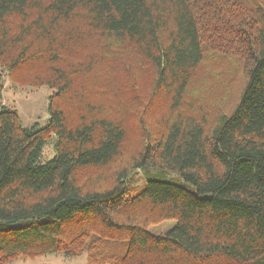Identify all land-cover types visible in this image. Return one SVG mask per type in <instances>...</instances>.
<instances>
[{
  "label": "trees",
  "instance_id": "obj_1",
  "mask_svg": "<svg viewBox=\"0 0 264 264\" xmlns=\"http://www.w3.org/2000/svg\"><path fill=\"white\" fill-rule=\"evenodd\" d=\"M0 66L53 89L28 126L0 89V264H264V0H0Z\"/></svg>",
  "mask_w": 264,
  "mask_h": 264
},
{
  "label": "rangeland",
  "instance_id": "obj_2",
  "mask_svg": "<svg viewBox=\"0 0 264 264\" xmlns=\"http://www.w3.org/2000/svg\"><path fill=\"white\" fill-rule=\"evenodd\" d=\"M122 49H128L124 46ZM129 56V52L126 54ZM0 66V82H1V100L4 104L13 106L18 113L19 120L21 125L28 126L33 123H37L38 125H44L47 121L48 117V103L49 96L52 93L53 89L48 87L47 85H31L28 83L17 82L14 79L18 77V73L15 74V78H11L4 71L1 70ZM136 73V71H134ZM29 73L31 70L29 69ZM147 73V72H146ZM24 75V72H22ZM142 78V77H141ZM145 79V76L143 77ZM126 83L122 87L120 83ZM127 80H124L123 77H119L116 81V85H120V88L124 89V93H126V89L128 87ZM145 88V85L143 84ZM145 92V91H144ZM156 106L152 105L151 114H155V116L160 117L163 111H161L159 101H155ZM159 104V106H158ZM158 106V107H157ZM156 108V109H155ZM158 108V109H157ZM151 108L149 107V110ZM154 109V110H153ZM149 113V114H150ZM135 130V128H134ZM54 137H50V139L46 142L42 149V157L49 158L53 155V147L52 141ZM135 179H130L127 182V187L129 192L132 193L135 189L142 185V182L145 178L149 179H160L173 181L178 183H183L180 180V176L177 172L170 170H162L159 168H145L137 171L135 174ZM184 184V183H183ZM175 224L174 219H164L158 222L150 223L147 227L148 231L151 233H161L169 230ZM7 264H88L87 255L85 251H80L73 255H67L64 253H46L42 255H38L35 257H17L8 261Z\"/></svg>",
  "mask_w": 264,
  "mask_h": 264
}]
</instances>
